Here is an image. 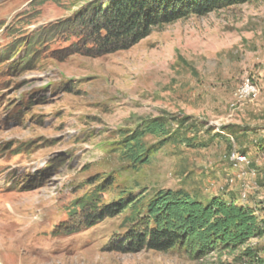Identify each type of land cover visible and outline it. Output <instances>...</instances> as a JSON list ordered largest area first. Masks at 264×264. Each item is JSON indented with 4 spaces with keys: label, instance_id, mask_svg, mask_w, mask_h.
I'll use <instances>...</instances> for the list:
<instances>
[{
    "label": "rangeland",
    "instance_id": "1",
    "mask_svg": "<svg viewBox=\"0 0 264 264\" xmlns=\"http://www.w3.org/2000/svg\"><path fill=\"white\" fill-rule=\"evenodd\" d=\"M41 1L0 0V264H264V234L198 259L177 248L118 252L134 204L92 226L74 209L91 194L99 206L127 194L145 204L165 189L206 202L200 187L213 163L238 151L244 174L230 163L234 172L204 189L231 191L264 215V0L155 26L104 55L70 23L59 27L94 0ZM39 31L34 58L20 67L16 57ZM158 117L167 134L145 142L164 144L131 167L117 142Z\"/></svg>",
    "mask_w": 264,
    "mask_h": 264
},
{
    "label": "trees",
    "instance_id": "2",
    "mask_svg": "<svg viewBox=\"0 0 264 264\" xmlns=\"http://www.w3.org/2000/svg\"><path fill=\"white\" fill-rule=\"evenodd\" d=\"M249 1L106 0L103 3L94 0L82 7L70 21L61 22L59 27L69 28L70 23V30L85 45L89 43L91 52L104 55L133 46L148 36L155 26L189 15H205ZM40 3L43 4L44 0ZM42 34L43 31H39L24 43L26 51L19 58L20 67L30 64L38 50L34 47L40 44ZM10 46L12 48L14 44ZM15 51L16 49L8 50L3 56H9ZM166 124L163 117H158L129 130L116 144L121 160L128 162L133 168L147 164L151 153L165 141L163 139L148 146L145 138L166 135ZM131 196L127 194L114 203L99 206L97 199L91 194L76 202L74 209L83 212L80 215L82 226H92L102 218L134 204L127 219L130 221L129 227L112 245V249L118 252L143 249L166 252L177 248L189 258L198 259L216 248L238 250L250 238L264 234V215L260 216L257 210L221 196H213L202 202L183 189H165L157 191L145 204L141 203V199L134 201ZM139 204L141 206L137 207ZM244 251V255L254 257L250 247Z\"/></svg>",
    "mask_w": 264,
    "mask_h": 264
},
{
    "label": "crops",
    "instance_id": "3",
    "mask_svg": "<svg viewBox=\"0 0 264 264\" xmlns=\"http://www.w3.org/2000/svg\"><path fill=\"white\" fill-rule=\"evenodd\" d=\"M230 168V169H229ZM234 171L232 170V168L230 167V162H222V163H213V166L211 167V171L209 173L210 178L206 179L205 182H203V187H200L202 190V194L201 198H206L208 194L207 198H211L213 196H221L226 200H232L234 201V199L236 198V196L234 195V193L231 191H226V192H216L214 190V188L211 190L207 189L205 190L204 188H208V185L213 186L216 184V186H218L217 184L219 183V181L221 180V178L225 175V174H232ZM211 179V180H210ZM207 183V184H206ZM206 192V194H205ZM212 192V193H211Z\"/></svg>",
    "mask_w": 264,
    "mask_h": 264
},
{
    "label": "bare ground",
    "instance_id": "4",
    "mask_svg": "<svg viewBox=\"0 0 264 264\" xmlns=\"http://www.w3.org/2000/svg\"><path fill=\"white\" fill-rule=\"evenodd\" d=\"M249 93V92H247ZM235 150V149H234ZM235 156V158H233ZM247 155L243 154V153H240L238 151H233L230 156H229V162L231 163V166L235 169H237L240 173L239 175H237L238 177H240L242 174H244L243 172V167L245 165L248 164V159L246 157ZM246 169V168H245ZM250 172V170H249ZM241 174V175H240ZM246 176V174H245ZM254 177V175L252 176ZM250 180V178H248ZM245 183V181H244ZM250 183V182H249ZM253 184V183H252ZM256 185V184H255ZM244 187V186H243ZM255 188V187H253ZM247 189V188H246ZM251 190V189H250ZM253 190V189H252ZM242 191V190H241ZM246 192H249V191H246ZM242 193V192H241ZM242 198V197H241Z\"/></svg>",
    "mask_w": 264,
    "mask_h": 264
},
{
    "label": "built area",
    "instance_id": "5",
    "mask_svg": "<svg viewBox=\"0 0 264 264\" xmlns=\"http://www.w3.org/2000/svg\"><path fill=\"white\" fill-rule=\"evenodd\" d=\"M240 88H244V96L247 94V92H250V91L248 90V83H247L246 80L244 81L243 86L240 87ZM233 158H235V156H234Z\"/></svg>",
    "mask_w": 264,
    "mask_h": 264
}]
</instances>
